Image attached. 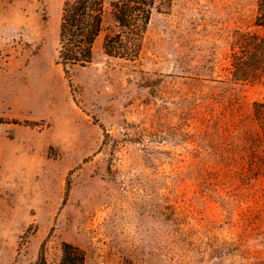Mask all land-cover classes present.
<instances>
[{
    "label": "rangeland",
    "instance_id": "obj_1",
    "mask_svg": "<svg viewBox=\"0 0 264 264\" xmlns=\"http://www.w3.org/2000/svg\"><path fill=\"white\" fill-rule=\"evenodd\" d=\"M63 2L0 0V264H264V83L228 72L256 0H173L138 61L104 31L68 76Z\"/></svg>",
    "mask_w": 264,
    "mask_h": 264
},
{
    "label": "trees",
    "instance_id": "obj_2",
    "mask_svg": "<svg viewBox=\"0 0 264 264\" xmlns=\"http://www.w3.org/2000/svg\"><path fill=\"white\" fill-rule=\"evenodd\" d=\"M173 0H64L59 28L56 64L68 76L72 68H87L93 62L94 46L104 31V53L116 59H140L145 35L155 12L169 9ZM107 20L109 22L107 23ZM254 26L264 30V0H256ZM231 79L242 83H264V36L235 30L231 43ZM264 143V100L253 104ZM0 123H3L0 119ZM16 124V122H13ZM80 247L63 242L58 264H85ZM36 264H47L44 244Z\"/></svg>",
    "mask_w": 264,
    "mask_h": 264
}]
</instances>
